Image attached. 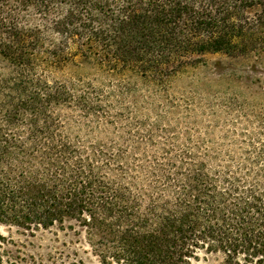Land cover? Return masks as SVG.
<instances>
[{
    "label": "trees",
    "instance_id": "trees-1",
    "mask_svg": "<svg viewBox=\"0 0 264 264\" xmlns=\"http://www.w3.org/2000/svg\"><path fill=\"white\" fill-rule=\"evenodd\" d=\"M206 54L264 59V0H0V224L76 223L100 264H264V106L217 141L133 98Z\"/></svg>",
    "mask_w": 264,
    "mask_h": 264
},
{
    "label": "rangeland",
    "instance_id": "rangeland-1",
    "mask_svg": "<svg viewBox=\"0 0 264 264\" xmlns=\"http://www.w3.org/2000/svg\"><path fill=\"white\" fill-rule=\"evenodd\" d=\"M131 80L136 86L133 98L139 104L140 114L154 119L162 115L158 121L161 126H196L201 133L216 126L213 136L217 141L222 140L223 129L253 123L252 115L260 105L264 106V59L253 55H203L198 63L188 66L172 80L168 93L153 95L149 99L150 107L144 101L152 90L135 77ZM239 114H249V119L242 120ZM0 259L2 264H100L84 229L76 223L39 231L0 224ZM220 262L218 255L200 253L193 264Z\"/></svg>",
    "mask_w": 264,
    "mask_h": 264
}]
</instances>
